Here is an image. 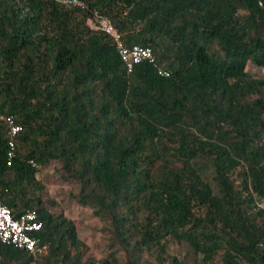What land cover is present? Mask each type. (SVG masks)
<instances>
[{"label":"trees","instance_id":"1","mask_svg":"<svg viewBox=\"0 0 264 264\" xmlns=\"http://www.w3.org/2000/svg\"><path fill=\"white\" fill-rule=\"evenodd\" d=\"M82 1L0 0V113L21 127L8 165L0 121V201L37 214V264H188L173 242L202 264H264V75L248 69L264 70V0ZM94 13L169 76L127 73ZM52 161L107 224L104 257L43 198ZM32 259L0 242V264Z\"/></svg>","mask_w":264,"mask_h":264},{"label":"built area","instance_id":"2","mask_svg":"<svg viewBox=\"0 0 264 264\" xmlns=\"http://www.w3.org/2000/svg\"><path fill=\"white\" fill-rule=\"evenodd\" d=\"M55 3L75 8H86V3L82 0H49ZM259 5L262 1L259 0ZM86 25L93 30L102 31L109 35L114 41L117 53L127 73L132 72L134 66L141 62L151 64L158 75L167 77L169 71L160 66L150 47L138 44L127 45L121 38L117 29L112 25L110 19L99 13H94L92 17L86 20ZM0 121H2L7 130V164L9 165L15 154V136L20 131V125L17 124L11 115L0 113ZM32 166L37 164L30 160ZM258 208L264 210V198L256 200ZM41 229V222L37 218V214L26 209L19 213L16 217L12 214L10 208L0 201V242L5 245H11L24 249L33 255L30 264H37L43 255L48 252L47 244H40L37 232Z\"/></svg>","mask_w":264,"mask_h":264},{"label":"rangeland","instance_id":"3","mask_svg":"<svg viewBox=\"0 0 264 264\" xmlns=\"http://www.w3.org/2000/svg\"><path fill=\"white\" fill-rule=\"evenodd\" d=\"M248 69L256 76H263L264 70L255 66ZM38 179L44 185L43 198L48 207L56 213L62 212L70 217L76 224L78 236L86 245V256L99 259L110 251L111 236L107 231V224L99 217L95 216L92 210L84 207L76 200L78 184L67 181L63 178L60 171V163L52 161L45 166H41L38 172ZM118 254L117 245L114 248ZM170 250L180 257L187 255L188 264H202L195 261L191 250L185 244H170ZM210 264H220L213 262Z\"/></svg>","mask_w":264,"mask_h":264}]
</instances>
